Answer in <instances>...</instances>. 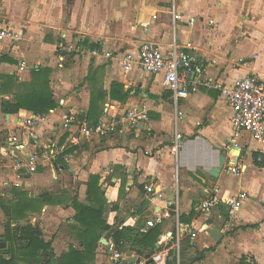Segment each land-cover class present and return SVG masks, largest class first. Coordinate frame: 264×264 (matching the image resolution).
<instances>
[{"label": "crops", "instance_id": "0c3cea01", "mask_svg": "<svg viewBox=\"0 0 264 264\" xmlns=\"http://www.w3.org/2000/svg\"><path fill=\"white\" fill-rule=\"evenodd\" d=\"M173 3L181 16L175 30ZM0 25L23 31L18 42H0V197L11 201L12 189L18 187L32 197L50 193L60 199L20 222L39 225L52 241L55 259L71 247L83 250L78 233L84 228L75 219L72 199L89 205L88 182L97 175L106 200L102 218L115 231L140 229L156 214L165 217L156 225L161 229L158 242L147 253L131 251L119 260L101 242L110 229L96 226L99 239L90 264H241L243 257L248 264H264V166L255 161L260 145L246 131L231 142L232 108L219 89L206 85H231L250 74L264 80V0H0ZM174 31L179 44L194 43L205 67L195 79L200 83L180 101L178 124L162 75L137 63L126 72L116 57L126 52L136 56L145 41L167 53ZM83 44L96 47L98 54L77 51ZM107 51L114 56L106 57ZM41 68L51 69L57 106L39 126L25 127L24 119L35 112H4L2 104L15 103L16 93L28 90L32 71ZM4 76L16 79L3 87ZM92 99L99 121L106 114L119 119L133 107L146 112L147 119L121 122L116 133L73 143L80 123H93L86 118ZM69 114L80 123L64 128ZM177 129L183 135L178 154L172 150ZM13 136L22 147L11 141ZM237 147L241 154L235 165ZM224 151L229 168L212 177L207 172L219 165ZM32 153L39 158L35 171L14 169L17 159ZM197 169L207 174L208 183ZM146 183L164 196L149 200ZM238 195L241 207L231 218L227 201ZM209 197L215 199L204 209ZM181 215L187 222L180 221ZM6 220L0 208V235ZM213 227L220 231V241L208 233ZM197 256L200 260H194ZM133 257L140 261H127Z\"/></svg>", "mask_w": 264, "mask_h": 264}, {"label": "built area", "instance_id": "2783aa9c", "mask_svg": "<svg viewBox=\"0 0 264 264\" xmlns=\"http://www.w3.org/2000/svg\"><path fill=\"white\" fill-rule=\"evenodd\" d=\"M170 10L173 29L175 30L176 22L181 16L177 11L175 3L171 5ZM193 22V19L190 20V24H193ZM22 36V29L0 25V42L5 40L18 42L22 39ZM76 50L82 54H98V49L96 47L92 48L87 44L78 46ZM105 55L106 57L114 56L110 51H107ZM116 57L126 72L130 71L135 63H137L143 70L149 73L162 75V84L164 88L169 90L172 94L176 124H178L179 119L183 117L180 101L187 97L190 88L195 85L196 82L200 83L198 79L195 82V79L203 74L205 68L204 62L199 56L194 43L192 41H187L184 45L179 44L174 31L173 41L167 53H165L162 47L157 43L145 41L141 44L136 56L126 52L117 53ZM25 67V62H22L20 69L23 70ZM206 85L219 89L221 95L227 99L232 108L231 122L234 133L230 139L231 142H235L241 132H249L260 145L256 151L255 161L259 165L264 166V80L258 74H250L235 79L231 85H222L218 82L206 83ZM146 119V112L140 110L138 107H133L128 109L119 119H108L106 114L104 120L98 123H89L87 121L80 123L76 115L69 114L63 121V127L69 128L73 123H80L78 130L79 135L71 138V142L78 144L83 140H89L94 137H106L118 132L121 122L136 124ZM46 120L47 115L45 113H35L33 116L24 119L22 125L25 127H37ZM11 141L16 144L18 148L23 146L18 136H13ZM182 142L183 135L177 129L174 134L172 145V150L176 154L179 153ZM148 153L150 152H147V154ZM38 161V155L32 153L28 158L17 159L14 164V169L18 171L23 167H27L30 171H35ZM145 190L149 200L159 199L164 196L163 193L157 191L155 186L151 183L145 184ZM214 191L217 192L218 189L215 188ZM240 197L241 195L234 196L227 201L228 213L231 218L236 217L241 207ZM214 199V197L205 199L202 203V207L207 209ZM164 217V215L156 214L155 217L148 219L144 226L140 227V232L146 233L150 228L157 224H161ZM107 247L116 260L123 257L124 253L117 249L115 243L111 239Z\"/></svg>", "mask_w": 264, "mask_h": 264}, {"label": "trees", "instance_id": "16d2710c", "mask_svg": "<svg viewBox=\"0 0 264 264\" xmlns=\"http://www.w3.org/2000/svg\"><path fill=\"white\" fill-rule=\"evenodd\" d=\"M50 68L34 69L32 71V81L25 84L26 91L16 93V102L8 104L6 101L2 104L4 112L14 113L22 108L29 109L35 113H46L57 106L53 98V92L50 88L49 74ZM4 86L13 82L14 76H4ZM96 102L92 99L90 109L87 113V120L93 123L99 122L100 114L96 112ZM66 152L59 157L63 162ZM11 201H6L0 197V208L6 217L4 226V235L7 247L0 248V264H90L93 259L95 249L98 244L99 234L93 230L100 226L103 230H109V226L102 218L104 204V192L99 185V176H91L88 182V204H83L73 200V206L77 210L75 219L82 226L78 233V238L84 245L83 250L73 247L61 257L55 259L53 253L52 241L46 240L42 229L38 224H32L31 221L20 223L28 219L32 214L38 213L46 204H53L60 199L55 198L50 193H42L38 197H32L30 194L18 187L12 189ZM181 222H187L184 215L180 216ZM95 232V233H94ZM161 234L159 226H154L146 233H141L139 228L131 227L117 228L112 234V241L117 249L123 253L135 251L137 254H145L149 248L158 242ZM92 239L94 242L92 243ZM8 255V257H5ZM197 256L194 260H200ZM241 264H248L245 257L241 259Z\"/></svg>", "mask_w": 264, "mask_h": 264}, {"label": "water", "instance_id": "95a60500", "mask_svg": "<svg viewBox=\"0 0 264 264\" xmlns=\"http://www.w3.org/2000/svg\"><path fill=\"white\" fill-rule=\"evenodd\" d=\"M239 149V147H237ZM226 154H227V151H224L220 157V160H219V165L213 167L210 171H208L207 173L210 174L212 177H216L218 176V173L223 170V169H228L229 166L228 165H225V162H226ZM240 154H241V149H239V154L235 160V165H237L239 163V159H240ZM234 165V166H235ZM197 174L202 177L207 183L209 181V178L207 177V174L204 173L201 169H197ZM115 231V228H111L105 235L104 237L101 239V242L104 243V244H108L110 238L112 237V234L114 233ZM208 233H210L217 241H220L221 238H222V235L220 233V231L216 228V227H213V228H208L207 229ZM0 247L1 248H5L7 247V243L5 241V235L4 234H1L0 235ZM130 255V253H129ZM127 261H130V262H139L140 259H136L135 260V257L133 258H130V259H127Z\"/></svg>", "mask_w": 264, "mask_h": 264}, {"label": "rangeland", "instance_id": "374dc122", "mask_svg": "<svg viewBox=\"0 0 264 264\" xmlns=\"http://www.w3.org/2000/svg\"><path fill=\"white\" fill-rule=\"evenodd\" d=\"M1 253V252H0ZM5 257H8V255H5Z\"/></svg>", "mask_w": 264, "mask_h": 264}]
</instances>
